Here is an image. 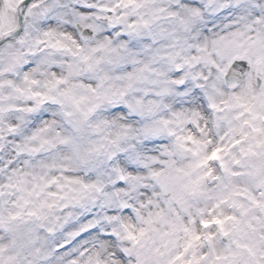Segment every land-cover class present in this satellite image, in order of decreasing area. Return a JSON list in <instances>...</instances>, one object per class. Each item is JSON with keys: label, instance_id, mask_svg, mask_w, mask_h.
<instances>
[{"label": "snow or ice", "instance_id": "obj_1", "mask_svg": "<svg viewBox=\"0 0 264 264\" xmlns=\"http://www.w3.org/2000/svg\"><path fill=\"white\" fill-rule=\"evenodd\" d=\"M0 264H264V0H0Z\"/></svg>", "mask_w": 264, "mask_h": 264}]
</instances>
